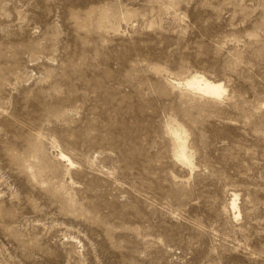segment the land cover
I'll return each mask as SVG.
<instances>
[{"label": "rangeland", "instance_id": "rangeland-1", "mask_svg": "<svg viewBox=\"0 0 264 264\" xmlns=\"http://www.w3.org/2000/svg\"><path fill=\"white\" fill-rule=\"evenodd\" d=\"M0 264H264V0H0Z\"/></svg>", "mask_w": 264, "mask_h": 264}, {"label": "bare ground", "instance_id": "bare-ground-1", "mask_svg": "<svg viewBox=\"0 0 264 264\" xmlns=\"http://www.w3.org/2000/svg\"><path fill=\"white\" fill-rule=\"evenodd\" d=\"M186 86L192 90H196L203 95L219 98L224 93V88L221 83L210 82L203 78H195L186 83ZM178 144V152L176 158L179 162L189 165L188 158L186 156L182 139L179 136L175 137ZM232 206L235 208V200H232Z\"/></svg>", "mask_w": 264, "mask_h": 264}]
</instances>
